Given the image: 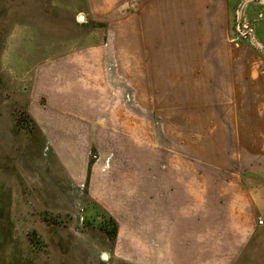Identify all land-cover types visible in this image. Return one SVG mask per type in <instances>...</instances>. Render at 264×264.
<instances>
[{
  "label": "crops",
  "instance_id": "0c3cea01",
  "mask_svg": "<svg viewBox=\"0 0 264 264\" xmlns=\"http://www.w3.org/2000/svg\"><path fill=\"white\" fill-rule=\"evenodd\" d=\"M231 4L42 0L44 17L65 13L68 26L92 29L84 45L47 51L37 70L46 144L91 141L107 124L142 143V155L153 151L142 160V220H154L143 264L264 260V71L258 54L229 43ZM148 119L154 135L142 133ZM66 145L60 173L82 190L86 176Z\"/></svg>",
  "mask_w": 264,
  "mask_h": 264
},
{
  "label": "rangeland",
  "instance_id": "374dc122",
  "mask_svg": "<svg viewBox=\"0 0 264 264\" xmlns=\"http://www.w3.org/2000/svg\"><path fill=\"white\" fill-rule=\"evenodd\" d=\"M231 3L229 43L258 54L257 71H264V49L256 47L264 48V0ZM41 8L42 0H0V264H143L154 220H142V178H149L142 160L150 163L153 151L142 155V143L107 124L91 141L54 139L55 150L46 144L38 123L45 99L33 90L37 70L47 51L84 45L80 38L92 29L68 26L65 13L44 17ZM130 111L142 119V109ZM153 120L141 124L142 133L159 131ZM60 144L86 176L82 190L60 173Z\"/></svg>",
  "mask_w": 264,
  "mask_h": 264
},
{
  "label": "trees",
  "instance_id": "16d2710c",
  "mask_svg": "<svg viewBox=\"0 0 264 264\" xmlns=\"http://www.w3.org/2000/svg\"><path fill=\"white\" fill-rule=\"evenodd\" d=\"M107 218H108V222H109L108 224H110L112 226V228H114V231H113L114 233L113 234H115L116 233V228H117L116 225L117 224L114 222V220L112 218H110V217H107Z\"/></svg>",
  "mask_w": 264,
  "mask_h": 264
},
{
  "label": "built area",
  "instance_id": "2783aa9c",
  "mask_svg": "<svg viewBox=\"0 0 264 264\" xmlns=\"http://www.w3.org/2000/svg\"><path fill=\"white\" fill-rule=\"evenodd\" d=\"M256 47L262 49V48L259 47L258 45H257ZM257 226H258V227H263V226H264V219H258V221H257Z\"/></svg>",
  "mask_w": 264,
  "mask_h": 264
},
{
  "label": "water",
  "instance_id": "95a60500",
  "mask_svg": "<svg viewBox=\"0 0 264 264\" xmlns=\"http://www.w3.org/2000/svg\"><path fill=\"white\" fill-rule=\"evenodd\" d=\"M242 6V5H241ZM241 6H240V8H241ZM238 13H239V11H238ZM259 47H261L260 45H258ZM262 48V47H261ZM262 49H264V48H262Z\"/></svg>",
  "mask_w": 264,
  "mask_h": 264
}]
</instances>
